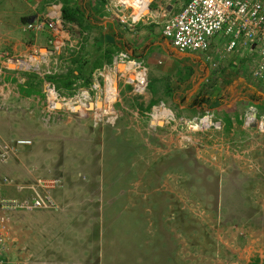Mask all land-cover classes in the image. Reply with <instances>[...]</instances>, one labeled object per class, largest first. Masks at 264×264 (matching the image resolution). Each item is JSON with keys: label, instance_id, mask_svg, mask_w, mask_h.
Returning a JSON list of instances; mask_svg holds the SVG:
<instances>
[{"label": "rangeland", "instance_id": "1", "mask_svg": "<svg viewBox=\"0 0 264 264\" xmlns=\"http://www.w3.org/2000/svg\"><path fill=\"white\" fill-rule=\"evenodd\" d=\"M194 57L179 60L192 64ZM21 96L24 106L8 108L1 100L0 117L25 112L32 129L55 127L61 146L56 142L50 153L53 165L33 162L20 177L13 159L0 166V179L8 177L3 193L12 196L17 184L51 174L59 181L52 192L59 205L13 215L6 249L11 261L264 264V99L250 122L246 113L232 121L229 111L219 126L202 125L206 113L186 123H153L145 93L126 85L113 113H69L46 125L45 97ZM65 145L69 152L62 151Z\"/></svg>", "mask_w": 264, "mask_h": 264}, {"label": "crops", "instance_id": "2", "mask_svg": "<svg viewBox=\"0 0 264 264\" xmlns=\"http://www.w3.org/2000/svg\"><path fill=\"white\" fill-rule=\"evenodd\" d=\"M110 1L0 0V53L7 49L15 57L29 54H36L37 58L46 56L50 50L48 44L50 33L35 34L25 30L26 23L31 21L37 13L54 6L59 7L62 13V8L66 4L83 14L81 26L76 21L67 23L71 26L69 29L73 36L83 40L80 56L88 61L86 65L88 76L85 78L89 79V83L81 84L84 81L80 79L72 84L70 92L59 88L49 79V76L48 79L65 96L73 95L76 89L92 87L98 80L96 75L101 68L94 67V63L98 60L103 65L110 62L106 56H111L113 59L118 53L128 52L133 57L143 59L149 69L151 84L144 97L148 107L154 109L160 105L161 101H165L163 103L167 110L179 113V115L175 113L176 120L179 119V122L186 123L187 119H191L197 113L205 115V113L213 112L219 121L222 120V115L229 111L233 113L232 121L234 118H242L249 111H256L257 114L260 101L264 99V79L255 77L252 70L258 63V58L252 60L257 53L245 51L242 46H239L234 53L227 54L225 41L217 37L211 40L207 54H195L196 57L193 59L196 63L183 64L179 59L187 56L179 54L164 37L163 23L167 16L180 11L188 0H137L136 6L130 9V12L139 18L135 23H124L118 13L109 11ZM164 7L168 9L167 12L162 10ZM142 8L145 12L140 15ZM207 55L211 59L209 63L204 58ZM230 56L232 57L227 59ZM5 65L6 60L1 59L0 56V101L7 104L8 108L15 104L19 105V102L23 103V101V106L25 105L26 99L21 96V93L46 96L47 84L42 77L32 73L35 76L30 78L26 73L6 70ZM74 66L75 64L69 60V64L66 65L67 71ZM206 79L213 83L208 84ZM30 86H33V92H29ZM14 89H17V92H13ZM123 96L128 97L127 94ZM67 114L69 112H66ZM0 119V135L3 139L10 141L22 137L34 141L33 148L32 146L21 148L11 158L14 160L11 166L16 169L18 177L23 174L19 170L32 167L33 162L45 166L53 165L56 159L52 158L50 153L57 151V140L54 139L57 137L54 135L57 130L55 127L53 131L32 129L30 127L32 121L22 111L2 112ZM70 130L73 136V129L70 128ZM61 149L69 152L66 145L64 149L62 147ZM4 165L6 164L0 166ZM4 179L3 181L0 179V184H3Z\"/></svg>", "mask_w": 264, "mask_h": 264}, {"label": "built area", "instance_id": "3", "mask_svg": "<svg viewBox=\"0 0 264 264\" xmlns=\"http://www.w3.org/2000/svg\"><path fill=\"white\" fill-rule=\"evenodd\" d=\"M136 4L137 0H111L108 10L118 13L124 23H135L139 18L130 9ZM142 10L140 15L145 12ZM25 30L35 34L50 33L47 55L41 58H37L36 54L15 57L2 51L0 56L6 60V70L34 73L45 80L46 96L41 112L46 125L60 119L66 112L80 116L87 115L90 110L102 114L113 113L121 86L130 85L134 93L143 94L151 83L149 69L143 59L121 52L101 67L96 75L98 80L91 88L78 89L73 95L65 96L48 77L66 72V65L81 51L83 42L73 36L57 6L37 13L26 23ZM163 35L183 55L207 54L211 40L217 37L225 41L227 54L234 53L239 46L245 51H254L258 55V63L252 68L253 74L264 79V0H188L180 11L167 16L163 23ZM204 58L207 63L211 60L209 55ZM206 82L210 80L206 79ZM113 87L116 89L115 95L109 101ZM100 100L101 106L97 105ZM93 101L95 106L91 108ZM254 114L256 111L247 112L246 120L250 122ZM215 118V114L210 112L200 122L202 125L208 123L219 126L221 122ZM160 120L165 123L176 120L175 114L167 110L163 102L152 111L153 123H159ZM32 144L30 138L19 137L7 141L0 135V165L9 163L21 148ZM41 176L26 184H17L12 196L3 193L8 178L0 184V264H27L20 258L11 261L6 254L7 245L12 239L10 223L13 215L18 212L54 210L59 205L52 195L59 185L58 178Z\"/></svg>", "mask_w": 264, "mask_h": 264}, {"label": "trees", "instance_id": "4", "mask_svg": "<svg viewBox=\"0 0 264 264\" xmlns=\"http://www.w3.org/2000/svg\"><path fill=\"white\" fill-rule=\"evenodd\" d=\"M62 17L65 19L66 22L76 21L82 25V19L83 14L76 12V10L71 9L68 5L64 4L62 8ZM83 41V40H82ZM82 51H80L77 55L73 56L70 60L75 64L74 67H70L69 70L65 73L57 74L50 76L49 79L56 83V85L67 91H72V84L80 81L82 79L84 83L81 84H88L89 79L85 78L88 76L86 74V65L88 64V61L83 60L82 56L80 54ZM106 53V52H105ZM111 56H106V59L111 61ZM102 66L100 60H98L96 63H94V67ZM28 76H35L32 73H26ZM33 78V77H30ZM151 84V83H150ZM149 84V86H150Z\"/></svg>", "mask_w": 264, "mask_h": 264}, {"label": "clouds", "instance_id": "5", "mask_svg": "<svg viewBox=\"0 0 264 264\" xmlns=\"http://www.w3.org/2000/svg\"><path fill=\"white\" fill-rule=\"evenodd\" d=\"M65 23L68 24L66 21H65ZM67 27H68V26H67ZM68 28H69V27H68ZM76 55H77V54H76ZM185 56H191V55H185ZM111 61H112V60H111ZM111 61H110V62H111ZM110 62H107V63H110ZM103 65H104V64H103ZM103 65H102V66H103ZM102 66H101V67H102ZM121 68H124V65H123V67H122V65H121ZM100 69H101V68H100ZM149 76H150V75H149ZM125 86H126V85H125ZM148 88H149V87H148ZM76 90H78V89H76ZM74 92H75V91H74ZM161 102H165V101H161ZM161 102H160L159 104H161ZM99 104H100V105H99ZM97 105L101 106L102 103H101V102H100V103L98 102ZM91 106H92V107L95 106L94 101H93V103L91 104ZM92 107H91V108H92ZM152 111H153V109H152ZM85 116H86V115H85ZM82 117H84V116H82ZM218 121H219V120H218ZM220 122H221V121H220Z\"/></svg>", "mask_w": 264, "mask_h": 264}, {"label": "bare ground", "instance_id": "6", "mask_svg": "<svg viewBox=\"0 0 264 264\" xmlns=\"http://www.w3.org/2000/svg\"><path fill=\"white\" fill-rule=\"evenodd\" d=\"M143 9H144V8H143ZM144 10H145V9H144ZM122 67H123V66H122ZM115 90H116V89L113 87V88H112V96H109V97H108V98H109V99H108L109 101H111V98H114Z\"/></svg>", "mask_w": 264, "mask_h": 264}]
</instances>
